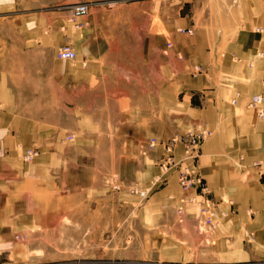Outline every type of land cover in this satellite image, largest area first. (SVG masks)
I'll use <instances>...</instances> for the list:
<instances>
[{"label":"crops","instance_id":"crops-1","mask_svg":"<svg viewBox=\"0 0 264 264\" xmlns=\"http://www.w3.org/2000/svg\"><path fill=\"white\" fill-rule=\"evenodd\" d=\"M17 1L0 0V258L16 252L17 233L38 231L39 221L55 218L50 195L64 201L68 194L67 132L77 136L76 153L86 155L94 170L102 152H127L139 141L163 139L161 132L178 127L171 115L180 116V126L218 131L204 145L202 170L217 196L235 197L239 205L234 219L208 234L215 238L214 254L219 249L223 257L246 260L259 253L264 213L251 216L246 208L264 205V187L231 171L224 154L242 142L264 147V123L248 106L256 94L264 99V18L245 8L246 16L239 12L230 30L226 9L218 13L211 0H148L142 13L135 2L81 0L89 3L90 13L78 21L80 28L68 15L58 26L65 30L61 42L40 34L36 20L27 25L25 10L12 7ZM256 26L261 33L253 31ZM191 28L192 36L180 30ZM67 44L78 58L66 63L56 50ZM195 66L202 71L195 72ZM161 116L167 122L163 130ZM32 147L39 158L27 166L23 155ZM152 151L155 159L163 149ZM177 152L183 154L182 145ZM87 178L74 183L99 187L92 174ZM167 180L143 208L149 219L156 212L165 218L155 227L165 228L173 217L174 199L167 200V194L184 193L174 178ZM189 211L199 215L194 207ZM169 235L179 247L191 240L185 232ZM248 236L256 241L251 251L244 248Z\"/></svg>","mask_w":264,"mask_h":264},{"label":"rangeland","instance_id":"rangeland-1","mask_svg":"<svg viewBox=\"0 0 264 264\" xmlns=\"http://www.w3.org/2000/svg\"><path fill=\"white\" fill-rule=\"evenodd\" d=\"M80 1L18 0L17 3L12 4V7L15 11L25 10L27 25L36 20L39 22L37 29L40 30V34L57 36L62 39V42L66 37L65 30L60 31L58 26L68 15L70 16L71 7L76 3H81ZM125 1L121 5L128 6L130 2H135L139 13L151 5L148 0ZM211 2L218 13L226 9L225 13L229 16L228 22L232 24L230 30L237 25L238 13L245 14V8L251 15L256 14L264 18V0H211ZM170 7L173 12L177 9L175 4ZM18 15L11 14V17L17 18ZM20 19H22L21 16ZM192 29L193 34L194 28ZM258 30L262 31L257 26L253 28L254 32L261 33ZM184 33L192 36L186 31ZM258 56L262 57L261 51H258ZM234 60L239 61L241 58L236 56ZM252 63L254 61L250 60L249 65ZM197 67H194L195 72L202 71L200 67L198 68L201 70ZM233 102L236 103L237 100ZM163 116H161L162 130L167 128V122ZM170 117L174 124H178V127L168 132H161L163 139H158L160 142L182 133L206 128L210 135L202 145L204 148V145L217 135L218 131L214 128L198 126L193 129L190 126H180L182 122L180 116L171 115ZM257 117L264 123L263 118L258 115ZM69 132L65 134L64 139L65 152H67L65 166L69 183L68 194L63 195L64 201H61L58 196L50 195V198L54 200L50 208L54 211L55 218L49 221H39L38 231L25 230L17 233L14 238L16 252L10 251L4 254L0 258V264H264V247L257 249L259 253L252 254V257L246 260H239L241 256L234 255L230 258L229 256L223 257L219 249L218 254H214L215 238L210 240L208 234L210 235L224 222L235 218L239 202L235 197L226 198V196L215 194V187L211 185L202 170L203 150L197 161L199 171L208 183L210 199L219 205L216 217L219 226L210 231L207 228H201V231L196 225V217L190 215L189 210L192 207L198 210L192 197L200 194L199 191L197 193L194 190L186 192L180 185L175 168H162L158 164L159 158L165 152L162 143L157 144V147L161 146L163 149L158 158L153 159L154 154H151L156 146L153 149L147 148V143L139 141L127 152L121 149H117L114 153L102 152L94 170H89L87 165H90V162H86V155L82 158L76 153L77 148L74 143L77 136L69 137L72 134L71 131ZM132 136L138 137L137 134H132ZM261 144L258 143V148H256L247 146L243 142L238 143L231 148L233 150L224 155L231 163V171H237L238 174L246 173L258 186L264 187L262 185L264 184V147ZM34 146L38 147L39 144ZM181 156L182 154L179 156L177 152V160ZM38 158L32 162H23L30 166L35 164ZM146 170L147 174L142 173ZM91 174L93 180L97 181L95 184L99 187L92 190L87 188L89 185H75L74 181H86L87 176L90 177ZM169 177L176 180L177 190H183L184 193L181 196L175 195L176 197L173 193L167 194V200L174 199L172 201L174 203L173 217L165 228L155 227L159 223L157 221H164L165 218L160 217L159 213L154 211L156 213H152L153 216L149 219L148 215L143 212V208L149 203L153 194L166 185ZM115 185L119 187L114 189ZM135 189L147 191V197L141 196L140 192ZM48 197L47 195L45 199H50ZM183 198L188 201L185 203L184 212L180 213L178 208ZM160 201L161 205L165 204L163 197ZM260 208L248 207L246 209L249 215L255 216L264 213V205ZM223 212L226 215L222 214ZM182 232L189 234L192 242L190 240L183 247L181 244L179 247V244H174L169 233ZM255 242L253 237L248 236L245 239L244 248L251 251ZM252 252L255 253L254 249Z\"/></svg>","mask_w":264,"mask_h":264},{"label":"built area","instance_id":"built-area-1","mask_svg":"<svg viewBox=\"0 0 264 264\" xmlns=\"http://www.w3.org/2000/svg\"><path fill=\"white\" fill-rule=\"evenodd\" d=\"M89 3L81 2L73 5L71 7V13L69 16V21L75 23V26L78 28L82 27L81 23L78 22L82 17L90 13ZM182 32H187L192 34L193 29H180ZM57 58L61 60H75L77 59V52L71 44L60 46L56 50ZM198 70H201L197 67ZM248 106L256 111V114L260 118L264 119V99L261 94H256L252 97V100L249 102ZM3 105L0 101V113L3 111ZM210 135V132L206 128L201 130L189 131L187 133H182L177 136H174L164 142H160L156 137H153L149 140L147 148H153L157 146L158 143H162L165 149L164 154L159 158L158 164L162 168H175V172L178 175V180L181 187L188 191L194 190L195 193L199 191L200 194L192 197L193 201L196 202L199 210V215L195 218L197 222L196 225L201 228H207L209 231L213 230L215 227H218V220L216 219L219 205L216 201L211 200L209 197V186L200 174L199 166L197 161L202 153V145L206 141V138ZM72 137V135H69ZM179 143L182 145L183 154L180 159L177 160V146ZM39 156V149L37 148H27L24 152L23 159L25 162H32ZM119 186L115 185L114 189H117ZM137 192L138 189H135ZM140 195L147 197V191H139ZM201 197L200 199H197ZM191 199V198H190ZM188 200L186 198L182 199V204L178 208V211L184 212L185 203ZM226 215V213H222Z\"/></svg>","mask_w":264,"mask_h":264}]
</instances>
